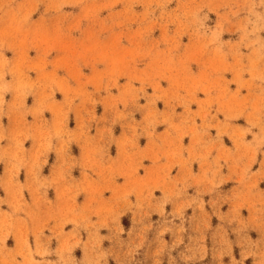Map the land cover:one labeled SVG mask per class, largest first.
<instances>
[{"label":"rangeland","instance_id":"rangeland-1","mask_svg":"<svg viewBox=\"0 0 264 264\" xmlns=\"http://www.w3.org/2000/svg\"><path fill=\"white\" fill-rule=\"evenodd\" d=\"M1 208L13 264H264V0H0Z\"/></svg>","mask_w":264,"mask_h":264},{"label":"crops","instance_id":"crops-1","mask_svg":"<svg viewBox=\"0 0 264 264\" xmlns=\"http://www.w3.org/2000/svg\"><path fill=\"white\" fill-rule=\"evenodd\" d=\"M4 210L5 209H2V211H0V235L4 234L3 233L4 229H12V236L10 237V241L8 237H5L4 243L2 242L3 239H0V264H13L10 263V259L13 255H15L18 252V248L22 244L23 238H22L21 229H23L22 225L24 223L20 215L15 214V212L13 211L9 212L6 210L7 212H9L10 215H12L10 222L7 225L6 224L7 219ZM15 237L19 239L18 243H15L16 241ZM16 260L19 261L17 256H16Z\"/></svg>","mask_w":264,"mask_h":264}]
</instances>
